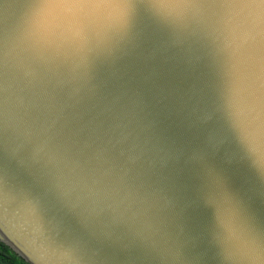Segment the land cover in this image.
I'll use <instances>...</instances> for the list:
<instances>
[{
	"label": "water",
	"instance_id": "1",
	"mask_svg": "<svg viewBox=\"0 0 264 264\" xmlns=\"http://www.w3.org/2000/svg\"><path fill=\"white\" fill-rule=\"evenodd\" d=\"M0 240L264 264V0H0Z\"/></svg>",
	"mask_w": 264,
	"mask_h": 264
},
{
	"label": "clouds",
	"instance_id": "2",
	"mask_svg": "<svg viewBox=\"0 0 264 264\" xmlns=\"http://www.w3.org/2000/svg\"><path fill=\"white\" fill-rule=\"evenodd\" d=\"M0 245H3V248H0V251H3L2 264H30L10 243L0 240Z\"/></svg>",
	"mask_w": 264,
	"mask_h": 264
},
{
	"label": "trees",
	"instance_id": "3",
	"mask_svg": "<svg viewBox=\"0 0 264 264\" xmlns=\"http://www.w3.org/2000/svg\"><path fill=\"white\" fill-rule=\"evenodd\" d=\"M0 248H3V245H0ZM3 261V251H0V264H2Z\"/></svg>",
	"mask_w": 264,
	"mask_h": 264
}]
</instances>
